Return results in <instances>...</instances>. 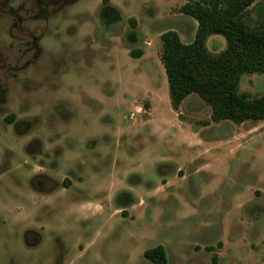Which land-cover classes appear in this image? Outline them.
I'll list each match as a JSON object with an SVG mask.
<instances>
[{"label": "rangeland", "instance_id": "rangeland-1", "mask_svg": "<svg viewBox=\"0 0 264 264\" xmlns=\"http://www.w3.org/2000/svg\"><path fill=\"white\" fill-rule=\"evenodd\" d=\"M183 2L0 0V264H153L158 244L169 264H264V120L170 105L160 35L193 40ZM244 21L264 29V0Z\"/></svg>", "mask_w": 264, "mask_h": 264}, {"label": "trees", "instance_id": "trees-1", "mask_svg": "<svg viewBox=\"0 0 264 264\" xmlns=\"http://www.w3.org/2000/svg\"><path fill=\"white\" fill-rule=\"evenodd\" d=\"M256 1L184 0L178 8V12L197 21V28L189 43L183 42L173 29L160 35L159 59L165 71L170 105L175 111L189 95L196 94L210 106L211 121L241 124L264 120V94L239 92L244 74L264 73V29L251 27L244 21L248 8ZM212 34L225 38L222 50L213 52L206 46ZM141 55V50L130 51L131 57ZM143 255L153 264H169L161 244L146 249ZM216 260L213 253L212 264Z\"/></svg>", "mask_w": 264, "mask_h": 264}, {"label": "crops", "instance_id": "crops-1", "mask_svg": "<svg viewBox=\"0 0 264 264\" xmlns=\"http://www.w3.org/2000/svg\"><path fill=\"white\" fill-rule=\"evenodd\" d=\"M257 2V1H256ZM252 6V5H251Z\"/></svg>", "mask_w": 264, "mask_h": 264}]
</instances>
